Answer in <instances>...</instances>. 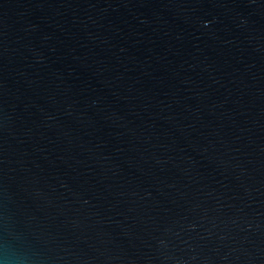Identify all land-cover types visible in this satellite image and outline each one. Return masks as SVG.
Listing matches in <instances>:
<instances>
[{"label": "water", "instance_id": "1", "mask_svg": "<svg viewBox=\"0 0 264 264\" xmlns=\"http://www.w3.org/2000/svg\"><path fill=\"white\" fill-rule=\"evenodd\" d=\"M0 264H264V0H0Z\"/></svg>", "mask_w": 264, "mask_h": 264}]
</instances>
